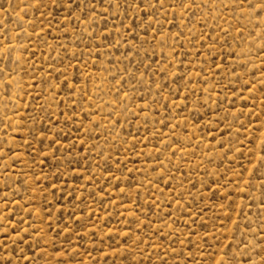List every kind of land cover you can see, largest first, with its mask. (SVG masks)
I'll use <instances>...</instances> for the list:
<instances>
[{
	"label": "rangeland",
	"instance_id": "374dc122",
	"mask_svg": "<svg viewBox=\"0 0 264 264\" xmlns=\"http://www.w3.org/2000/svg\"><path fill=\"white\" fill-rule=\"evenodd\" d=\"M264 0H0V264H264Z\"/></svg>",
	"mask_w": 264,
	"mask_h": 264
},
{
	"label": "snow or ice",
	"instance_id": "6c2138e0",
	"mask_svg": "<svg viewBox=\"0 0 264 264\" xmlns=\"http://www.w3.org/2000/svg\"><path fill=\"white\" fill-rule=\"evenodd\" d=\"M262 7H264V6H262Z\"/></svg>",
	"mask_w": 264,
	"mask_h": 264
}]
</instances>
